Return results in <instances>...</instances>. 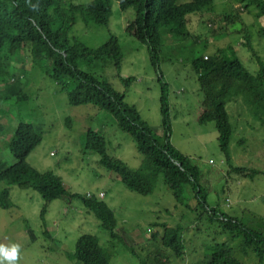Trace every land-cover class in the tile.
Here are the masks:
<instances>
[{
	"label": "rangeland",
	"instance_id": "1",
	"mask_svg": "<svg viewBox=\"0 0 264 264\" xmlns=\"http://www.w3.org/2000/svg\"><path fill=\"white\" fill-rule=\"evenodd\" d=\"M93 2L95 0H65L67 9L72 5L86 7ZM238 2L242 1L214 0L212 11L200 16L188 14L186 23L191 33L188 38H182L186 25L175 29L177 35L172 33V28L161 29L165 45L160 67L163 80L168 85L170 142L199 169L200 184L209 205L237 217L247 228L264 232V117L261 111L255 110H264V102L252 103L239 95L229 101L227 110L235 132L230 146L234 165L228 164L215 123L198 121L203 110V93L191 62L192 56L214 57L219 49H232L237 51L252 74L257 75L264 67V37L261 35L264 16L258 21L256 15L254 20L243 16L245 3ZM111 6L107 26L85 22L81 13L73 12L69 16L75 20L69 45L74 47V40H77L96 51L114 37L122 54L120 71L113 56L93 57L87 61L79 58L76 66L96 79L107 80L115 90L125 94L126 103L138 111L157 135L163 137L159 75L147 46L130 28L137 11L132 7L122 8L117 0H112ZM224 12L242 15L243 19L225 26L220 18ZM247 40L250 47L246 46ZM18 58L13 57V63L9 59L0 62V76L5 80L1 83L0 79V171L16 162L8 147L16 127L20 122L32 123L43 138L27 158V163L41 172H54L63 180L70 194L97 197L105 194L103 201L115 213L116 234L121 239H111L94 213L76 197H65L47 204L33 189L10 186V200L14 207H0V243H19L22 246L19 264H76L69 256L75 252L78 239L86 234L98 237L102 246L111 247L110 264H141L144 261L157 264L159 259L165 264H175L167 250L155 251L145 241L153 242L151 232L156 222L170 226L177 222L189 233L187 245L195 254L186 252L182 264H203L202 250L198 252L199 249H206L214 241L231 240V234L229 237L227 233H221L216 224L202 223L203 219L194 222L195 230L189 229L188 219L177 220L174 210H182L186 205L176 204L162 176L150 196L129 191L115 173L100 165L98 154L86 149L85 142L89 131L99 132L106 140L110 156L137 169L144 157L137 151L131 135L120 130L113 116L97 106L72 105L68 94L51 76L50 65L45 61L35 63L30 48ZM10 79L15 80L10 84L14 92L7 94L4 88ZM127 80L129 82H125ZM230 166L246 170L239 174ZM252 171L258 174L253 175ZM45 206L47 212L42 219L41 211ZM169 211H173V215L166 218ZM133 236L137 237V242ZM240 243L238 240L235 245V255L244 264H260L253 254L240 252ZM131 247L138 253L134 255L129 249ZM149 252L154 253L152 258Z\"/></svg>",
	"mask_w": 264,
	"mask_h": 264
},
{
	"label": "trees",
	"instance_id": "2",
	"mask_svg": "<svg viewBox=\"0 0 264 264\" xmlns=\"http://www.w3.org/2000/svg\"><path fill=\"white\" fill-rule=\"evenodd\" d=\"M117 1L122 8L132 7L137 11L130 28L134 29L136 37L147 46L151 62L159 75L162 90L160 103L163 137L157 135L141 118L138 111L126 103L125 94L115 90L107 80L96 79L76 66L79 58L87 61L93 57L113 56L114 64L120 71L122 54L119 43L114 37L96 51L90 50L77 40H74V47L69 45V35L75 24V20L69 16L73 12L81 13L85 22L91 21L96 26H107L112 13V0H95L86 7L72 5L70 9L66 8L65 0H0V62L5 61L4 59L18 58L30 48L35 63L45 61L50 65L51 76L58 82L61 90L68 94L72 105L92 104L113 116L118 128L131 135L137 151L144 157L139 168H130L122 160L110 156L105 138L99 132L91 130L87 133L85 148L98 154L99 163L103 168L115 173L129 191L141 196L152 195L162 176L164 184L172 191L176 204L186 205L182 210H174L177 220L188 219L189 229L195 230L194 222L203 219L202 223L216 224L221 233L231 234V240L214 241L206 249H199L198 252L202 250L203 255L201 263L244 264L235 255V245L237 246V241L241 240L240 252L246 255L251 253L260 264H264V232L247 228L237 217L223 212L220 207L210 206L207 194L200 184L199 169L188 156L170 142L168 85L163 80L160 67V58L163 56L165 45L161 29L172 28V33L177 35L176 28L182 29L184 25L187 28L188 14L200 16L202 13L212 11L214 0H191L186 3H182V0ZM238 1H242L238 2L239 4L245 3L246 13L243 16H249L254 20L256 15L257 21L264 16V0ZM31 5H38V10L34 11ZM228 16V20L225 21L224 18ZM243 16L224 12L223 18H220L227 26L235 24L237 19L241 21ZM245 33L249 34L247 30ZM261 35L264 37V27H261ZM182 36V38L191 36L188 28ZM248 40L246 46L250 47ZM191 62L198 74L203 93V110L198 121L202 124L215 123L226 162L233 164L230 146L235 127L230 121L227 105L236 95L243 96L252 103L264 102V67H261L257 75L252 74L238 57L237 51L232 49L231 51L219 49L214 57L192 56ZM5 67L6 65L3 66V70ZM2 82L5 80L2 79ZM8 92L10 94L14 90L10 87ZM255 110L261 111V116L264 117V110L257 108ZM0 130L2 131L1 127ZM42 138L41 133L32 123L20 122L16 127L8 142L16 162L0 171V207L3 209L14 207L10 200L8 188L10 186L33 189L47 204L65 197H76L94 213L102 229L108 232L111 239L121 241L116 234L115 213L103 201L105 194L101 193L98 197L91 194L87 196L70 194L63 180L54 172H41L27 163V158L40 145ZM231 169L239 174L246 170L235 166ZM251 174L256 175L258 172L252 171ZM46 212L45 206L41 211L42 219L45 218ZM168 214L166 218L171 217L173 211H169ZM153 227L155 228L151 232L153 242L145 241L149 246L152 245L155 251L167 250V253L175 259V264H182L181 260L184 259L186 252L195 254L192 247L187 245L189 233L182 225L177 222L173 226L165 222H156ZM132 238L135 242L138 241L137 237ZM104 245L102 246L100 239L94 235H83L77 241L75 252L69 257L72 261H76V264H110L111 247ZM129 249L134 255L138 253H135L133 247ZM148 254L151 258L154 255L152 252ZM159 260L157 264H165Z\"/></svg>",
	"mask_w": 264,
	"mask_h": 264
},
{
	"label": "clouds",
	"instance_id": "3",
	"mask_svg": "<svg viewBox=\"0 0 264 264\" xmlns=\"http://www.w3.org/2000/svg\"><path fill=\"white\" fill-rule=\"evenodd\" d=\"M31 8L35 11L38 10V5H31ZM13 60H10L12 63ZM3 83V82H1ZM15 83V80L10 79L9 83H6L5 90L8 92L10 84ZM9 94V92L7 93ZM22 246L19 243L4 244L0 243V264H19L21 259Z\"/></svg>",
	"mask_w": 264,
	"mask_h": 264
}]
</instances>
